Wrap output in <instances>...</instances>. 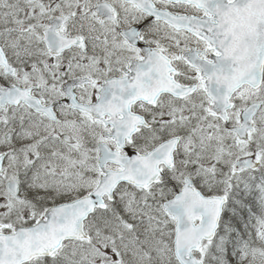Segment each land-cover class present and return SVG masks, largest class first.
Instances as JSON below:
<instances>
[{"label":"snow or ice","instance_id":"obj_1","mask_svg":"<svg viewBox=\"0 0 264 264\" xmlns=\"http://www.w3.org/2000/svg\"><path fill=\"white\" fill-rule=\"evenodd\" d=\"M0 264H264V0H0Z\"/></svg>","mask_w":264,"mask_h":264}]
</instances>
